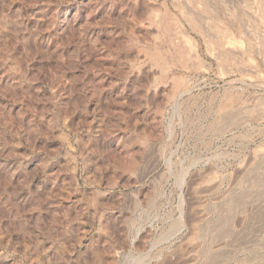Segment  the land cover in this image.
<instances>
[{"label": "rangeland", "instance_id": "obj_1", "mask_svg": "<svg viewBox=\"0 0 264 264\" xmlns=\"http://www.w3.org/2000/svg\"><path fill=\"white\" fill-rule=\"evenodd\" d=\"M261 9L0 0V264H264Z\"/></svg>", "mask_w": 264, "mask_h": 264}, {"label": "bare ground", "instance_id": "obj_2", "mask_svg": "<svg viewBox=\"0 0 264 264\" xmlns=\"http://www.w3.org/2000/svg\"><path fill=\"white\" fill-rule=\"evenodd\" d=\"M259 4H260L261 8L264 9V0H259ZM259 9H260V8H259ZM262 9H261V10H262ZM263 11H264V10H263ZM263 11H262V12H263ZM262 17H263L262 19H264V15H262ZM241 19H242V18H241ZM164 21H165V20H164ZM239 21H240V20H239ZM241 21H242V20H241ZM262 21H263V20H262ZM159 24H160V23H159ZM238 24H239V23H238ZM241 24H242V26H243L244 22L241 23ZM161 28H162V27H161ZM164 28H165V27H164ZM168 29H169V28H168ZM165 35H166V34H165ZM179 37H180V36H179ZM174 83H175V82H174ZM228 103H229V102H228ZM233 103H234V102H233ZM234 104H235V103H234ZM233 107H234V106H233ZM227 109H228V108H227ZM238 204H239V203H238ZM232 205H233V203H232Z\"/></svg>", "mask_w": 264, "mask_h": 264}]
</instances>
